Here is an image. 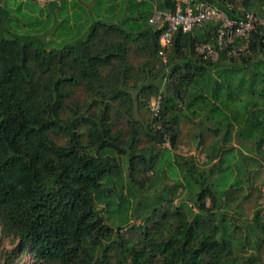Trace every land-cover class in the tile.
<instances>
[{"label":"trees","instance_id":"1","mask_svg":"<svg viewBox=\"0 0 264 264\" xmlns=\"http://www.w3.org/2000/svg\"><path fill=\"white\" fill-rule=\"evenodd\" d=\"M230 2L232 17H264V0ZM175 3L51 0L55 27L50 20L39 35L16 32V16L34 18L22 3L0 10V227L2 240L19 241L0 251L1 264L26 255L28 264H264L248 252L264 244L261 210L243 225L228 214L243 181L225 160L235 130L245 159L264 147V31L250 54L231 46L214 62L195 51L215 42L217 24L208 23L177 32L163 57L164 29L149 20ZM208 107L202 124L224 136L206 169L173 152L187 112ZM201 131L193 141L202 146ZM165 179L174 184L143 201ZM180 195L187 201L177 205Z\"/></svg>","mask_w":264,"mask_h":264},{"label":"rangeland","instance_id":"2","mask_svg":"<svg viewBox=\"0 0 264 264\" xmlns=\"http://www.w3.org/2000/svg\"><path fill=\"white\" fill-rule=\"evenodd\" d=\"M7 1L9 3H12L13 0H0V10H5L6 12H10V14L15 12L17 6L6 4ZM51 0H17V3H22V11H26L30 16H34V18L31 20L29 18H23L21 15L16 16L18 17L19 24L17 22L13 21L14 26H19V28H15L16 32L26 33L30 35H39L42 34L40 32V29L43 28L47 23H51L49 25V30H53L55 27L56 20L53 19V11L50 10L49 7H47V2H50ZM58 4L65 2L66 0H55ZM82 1V0H80ZM32 3V4H31ZM104 3L102 2L98 8H96L95 16L99 14L104 13ZM37 5L39 8H43V12L39 11V8H37V11L35 13H31L32 10H30V7L28 8V5ZM71 11H73V7L71 8ZM18 13H21V10H17ZM59 15V14H58ZM39 18V22L36 24H39L38 26H32L33 23H35V18ZM55 18V16H54ZM92 21L95 23L97 22L96 19L92 18ZM58 20V19H57ZM62 17L60 18V21H62ZM47 41L54 40L56 38L52 37L50 34H47L45 36ZM58 40V39H56ZM157 106V102L153 100L151 103V108L155 109ZM197 107V106H196ZM209 107L205 108V110H201L199 108L196 109V112L199 114L192 115L191 111H188V118L182 119L180 124V137H179V144L176 151H174V155H179L181 157H190L193 156L196 158V161L198 165L202 166L203 168L209 169L210 165H207V154L208 151L211 150V147L215 142L219 143L220 145L223 144L222 137L224 135H219L218 137H215L213 133H210L206 130L208 127H213L214 124L212 122L205 123L204 126L202 124L203 115L207 113ZM225 112H228V114H231L229 111L224 110ZM201 126V127H199ZM202 130V131H201ZM201 131L204 134V145H198V141L194 142L193 139L197 133ZM224 133V131L222 132ZM234 138H232L233 141H229L225 149L229 151L230 148L233 147L232 152L225 155V160H229V164L232 165V170L234 171L235 175L238 174V169L240 168L242 171L241 179L243 181V186H241V192L239 193V190L234 191L233 196L235 197V202L231 204V209L228 211V214L230 216H233V218L236 220V222L240 223L239 225H243L246 221L252 223V218L257 210H261V217L264 221V147L262 149V152L259 153L257 151L252 152L251 156L249 158H244L240 155L238 149V140L236 139L237 132H233L232 134ZM166 148L171 149V146L169 144L165 145ZM209 149V150H208ZM150 176L154 177L152 173H150ZM219 178V176L217 175ZM174 182L170 179L160 180L158 184L152 189H150L149 193H146L143 201L145 199H148V201L153 200L155 197V189L158 188V191H160L164 186L170 185L172 186ZM239 193V194H238ZM238 194V195H237ZM179 195V194H178ZM248 196V198H245ZM182 201H187L185 195H180L179 198L175 201V204H179ZM195 211L196 209L193 208ZM143 217V216H141ZM140 218L137 219V221H134L132 223H135L137 226L141 225L144 220ZM249 223V224H250ZM125 232V231H124ZM247 233V227L244 228V235L243 238L246 237ZM128 235V233L126 234ZM261 235L264 239V232H261ZM254 240V239H253ZM255 241V240H254ZM19 241H16L12 243V241L9 240H2L1 237V227H0V251L4 250H11L16 247L17 243ZM249 248H247L248 250ZM249 253L258 254L261 256L262 261L264 262V244L262 249L259 252H256V250H250ZM29 256H25L23 258V264H28ZM1 262V261H0ZM1 264V263H0Z\"/></svg>","mask_w":264,"mask_h":264},{"label":"built area","instance_id":"3","mask_svg":"<svg viewBox=\"0 0 264 264\" xmlns=\"http://www.w3.org/2000/svg\"><path fill=\"white\" fill-rule=\"evenodd\" d=\"M216 1L223 4V7L211 0H176L173 11L155 8L149 23L156 28L164 29L160 37V44L163 47L160 55L165 57L164 49L171 47L177 32L189 33L208 23L217 24V34L214 44H196L195 51L203 59L218 61L222 53L231 46L235 56L250 54L249 44L253 34H256L258 29L264 31V17L244 10L246 13L244 16L232 17L229 13L234 12L233 3L230 0Z\"/></svg>","mask_w":264,"mask_h":264}]
</instances>
